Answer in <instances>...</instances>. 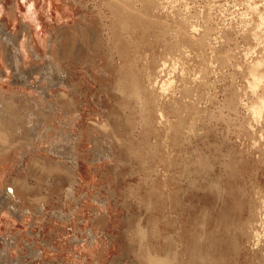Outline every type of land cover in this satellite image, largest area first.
<instances>
[{
  "label": "rangeland",
  "instance_id": "1",
  "mask_svg": "<svg viewBox=\"0 0 264 264\" xmlns=\"http://www.w3.org/2000/svg\"><path fill=\"white\" fill-rule=\"evenodd\" d=\"M156 4L122 31L103 0H0V264H192L201 236L262 263L264 0Z\"/></svg>",
  "mask_w": 264,
  "mask_h": 264
},
{
  "label": "bare ground",
  "instance_id": "2",
  "mask_svg": "<svg viewBox=\"0 0 264 264\" xmlns=\"http://www.w3.org/2000/svg\"><path fill=\"white\" fill-rule=\"evenodd\" d=\"M103 1L106 4V6L109 7V9L112 12V14L116 17L117 22H118L117 23L118 27L122 31L134 30V28L140 26L141 25V21H144V19L142 18V16H144V15L141 16V14L142 13H147L150 8L154 7L155 5L157 6L156 0H103ZM141 1H142V3H141ZM159 3L160 2H158V4ZM141 5H142V7H141ZM153 20L154 19H152L151 21H148L149 22L148 24H150V25L154 24ZM8 40H9V38L6 39L5 41H8ZM133 66L134 65H132V67ZM258 69H259V67L255 68V71L257 72ZM130 71L131 72L128 71L123 76V79H121L119 81V85L117 84L118 89L121 92H123L125 95L129 96V97H134L136 99H141V82H140V80H138V77H136V75H135L136 72H134V74H133L132 70H130ZM133 71H135V70H133ZM253 71H254V69L251 71L252 74H254ZM252 74H251V76H252ZM255 75L262 76V77L255 76L254 80L252 79L254 81V83L251 82L252 84H254V86L253 85H251V86L256 87L255 89H257V87L258 88H262L263 91H264L263 75H260V73L259 74L255 73ZM253 77H254V75H253ZM154 86H156V85H153V87ZM157 89H159V88H157ZM157 89H156V91H157ZM161 91H163V90H161ZM158 97H159V95H158ZM258 102H259V104H257L258 106H256V107L254 106V108H252L254 117L256 116V118H258V117L259 118H261V117L264 118V98L259 99ZM4 104L8 105L7 103H4ZM8 106L9 107H7L6 110H4L3 107H2L3 110H0V171L4 167L5 162L8 160L7 157L5 158L7 152H9L10 149L13 150L12 149L13 144L10 142L12 146L11 145L9 146L8 142H7L8 135L9 136L12 135V133H10L11 127H9V126L14 121L17 122V118H18L16 116V113L7 110L8 108L11 110L10 106H12V104H9ZM175 132H177V130H175ZM75 161H74V163H76ZM73 170H74V173H73L74 177H79L78 174H77V170L76 169H73ZM17 184L19 186H21L23 189L27 188V185L26 186L25 185H21L19 182H17ZM214 186L216 187L217 184L215 185L214 183H211L210 187L215 189ZM10 189L11 190H6V195H8V197H12V196L17 197L16 190H15L14 186H11ZM224 214H223V216H225V217L228 216L227 214H225V215ZM253 219H251V221H254ZM246 236H248L247 238H250V237L253 238L251 233L247 234ZM207 244L208 243L203 238V236L197 237V238L194 239L193 243L191 244V248H193V252L191 253V255H192V264H208L207 261L209 259H207L205 257L206 256L205 253H207V255H209V253H210L209 251L205 250V248H207ZM146 257H148V254L146 255ZM148 258H150V260L152 261L153 264H168L163 259H158V258H155V257L150 256V255H149ZM262 258L263 259L261 260L262 261L261 264H264V257H262Z\"/></svg>",
  "mask_w": 264,
  "mask_h": 264
}]
</instances>
